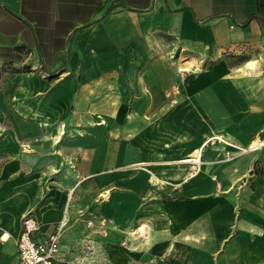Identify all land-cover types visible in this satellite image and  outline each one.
<instances>
[{"label": "crops", "instance_id": "1", "mask_svg": "<svg viewBox=\"0 0 264 264\" xmlns=\"http://www.w3.org/2000/svg\"><path fill=\"white\" fill-rule=\"evenodd\" d=\"M262 59L264 0H0V264L27 213L62 251L105 222V264H264Z\"/></svg>", "mask_w": 264, "mask_h": 264}, {"label": "built area", "instance_id": "2", "mask_svg": "<svg viewBox=\"0 0 264 264\" xmlns=\"http://www.w3.org/2000/svg\"><path fill=\"white\" fill-rule=\"evenodd\" d=\"M250 149L254 150V147ZM66 223L67 220L63 217L49 234L39 237L40 228L37 220L31 213L25 214L21 219L16 242L19 264L60 263V241Z\"/></svg>", "mask_w": 264, "mask_h": 264}, {"label": "rangeland", "instance_id": "3", "mask_svg": "<svg viewBox=\"0 0 264 264\" xmlns=\"http://www.w3.org/2000/svg\"><path fill=\"white\" fill-rule=\"evenodd\" d=\"M248 62V59H245V58H240L238 61H236V64L237 66H240V65H244L245 66V63ZM259 63H261V65H259V69H260V72L262 73V70H264V59L262 60H259ZM258 67V65H257ZM255 140V139H254ZM214 141H217V142H224L225 143V140L223 139V137L220 135V137L218 138H215ZM212 143V141H209V143ZM254 142V141H253ZM250 143V145H248V147H246V149H243L245 152H248V151H254V150H251L250 146L252 145V143ZM257 142V141H256ZM260 142H264V141H260ZM243 150H240V152H243ZM243 152V153H245ZM229 158H233L232 156ZM196 160H199L200 161V156H198L196 158ZM195 160V161H196ZM199 163V162H198ZM106 223L105 222H102V221H99V227L100 228V231L101 232L100 234L103 235L104 237L103 238H99V240H97L99 243L98 247L93 250H95L92 254H90L92 251H90V247L87 248L86 246H79L78 248L77 247H73V248H69V247H66L65 250L62 251V249H60V257L64 258V256L67 257V262L65 263H68V264H105L106 263V255H105V251H104V248L102 245H100L101 240L104 241V239L106 238L105 236V228H106ZM94 227V226H93ZM98 227V228H99ZM100 234H97L98 237H100ZM83 260V261H82Z\"/></svg>", "mask_w": 264, "mask_h": 264}, {"label": "bare ground", "instance_id": "4", "mask_svg": "<svg viewBox=\"0 0 264 264\" xmlns=\"http://www.w3.org/2000/svg\"><path fill=\"white\" fill-rule=\"evenodd\" d=\"M261 145H264V143H260V142H256V141H254L253 143H252V145L250 146V147H254V149H258V148H260L261 147ZM256 147V148H255ZM183 161H190V160H183ZM197 162H199V160H196Z\"/></svg>", "mask_w": 264, "mask_h": 264}]
</instances>
